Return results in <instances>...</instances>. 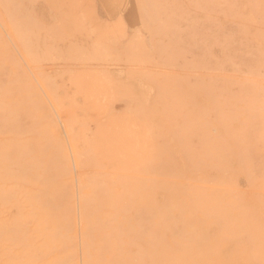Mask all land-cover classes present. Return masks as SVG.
<instances>
[{
	"label": "rangeland",
	"instance_id": "rangeland-1",
	"mask_svg": "<svg viewBox=\"0 0 264 264\" xmlns=\"http://www.w3.org/2000/svg\"><path fill=\"white\" fill-rule=\"evenodd\" d=\"M0 40V264H264V0H0Z\"/></svg>",
	"mask_w": 264,
	"mask_h": 264
},
{
	"label": "bare ground",
	"instance_id": "bare-ground-1",
	"mask_svg": "<svg viewBox=\"0 0 264 264\" xmlns=\"http://www.w3.org/2000/svg\"><path fill=\"white\" fill-rule=\"evenodd\" d=\"M148 1V0H147ZM59 5V4H58ZM164 7V6H163ZM6 10V9H5ZM33 18V17H32ZM15 24V23H14ZM17 24V23H16ZM10 25V24H9ZM36 26V25H35ZM12 27V26H11ZM16 27V26H15ZM39 27V26H38ZM152 29V28H151ZM16 36V35H15ZM1 41V40H0ZM25 52V51H24ZM12 64H13V62H12ZM20 65V64H19ZM207 88V87H206ZM208 89V88H207ZM203 90V89H202ZM208 91H210V90H208ZM203 92V91H202ZM212 92V91H211ZM230 93V92H229ZM142 94V93H141ZM140 95V94H139ZM232 97V96H231ZM229 98V97H228ZM142 99V98H141ZM232 101H233V98H232ZM217 102H219V101H217ZM222 103V102H221ZM237 103V102H236ZM208 105V104H207ZM239 106V105H238ZM240 115V114H239ZM229 116V115H228ZM201 117H204V116H201ZM226 118V117H225ZM230 119V118H229ZM235 119V118H234ZM45 120V119H44ZM227 121V120H226ZM228 122V121H227ZM223 128V127H222ZM215 129V128H214ZM226 129V128H225ZM209 130V129H208ZM228 130V129H227ZM218 133V132H217ZM204 143V142H203ZM203 143H201V144H203ZM208 146V145H207ZM115 149V148H114ZM182 151V150H181ZM209 151V150H208ZM188 152V151H187ZM71 155V154H70ZM223 156V155H222ZM73 160V159H72ZM26 162V161H25ZM199 162V161H198ZM198 162H196V163H198ZM138 164V163H137ZM202 164V163H201ZM223 166V165H222ZM133 167V166H132ZM224 167V166H223ZM222 169V168H221ZM225 169V168H224ZM248 173V172H247ZM227 174V173H226ZM250 175V174H249ZM24 179V178H23ZM226 179V178H225ZM230 178H228V180H229ZM220 184H222V183H220ZM260 185V184H259ZM154 188V187H153ZM127 189V188H126ZM138 190V189H137ZM170 190V189H169ZM168 190V191H169ZM77 191V190H76ZM114 192V191H113ZM163 192V191H162ZM174 192V191H173ZM176 192V191H175ZM154 193H155V191H154ZM166 194H168V193H166ZM179 194V193H178ZM183 195V194H182ZM82 196H83V194H82ZM136 196V195H135ZM175 196V195H174ZM237 196V195H236ZM171 198H172V196H171ZM183 198V197H182ZM192 198V197H191ZM219 198H221V197H219ZM229 198V197H228ZM238 198V197H237ZM178 199V198H177ZM180 200V199H179ZM184 200H185V197H184ZM100 201V200H99ZM181 201V200H180ZM198 201V200H197ZM196 201V202H197ZM182 202V201H181ZM199 202V201H198ZM183 204V203H182ZM188 204H189V202H188ZM216 204V203H215ZM241 204V203H240ZM180 205V204H179ZM195 205V204H194ZM196 206V205H195ZM189 207V206H188ZM200 208V207H199ZM200 209H202V208H200ZM204 210H205V208H203ZM213 209V208H212ZM214 210V209H213ZM212 210V211H213ZM208 211V210H207ZM103 212V211H102ZM106 213V212H105ZM111 213V212H110ZM109 213V214H110ZM160 214V213H159ZM251 214V213H250ZM226 215V214H225ZM246 216V215H245ZM226 217H228V215L226 216ZM243 219V218H242ZM241 219V220H242ZM244 220V219H243ZM189 221V220H188ZM187 221V222H188ZM242 222V221H241ZM244 222H245V220H244ZM189 224V223H188ZM218 224V223H217ZM245 225V224H244ZM243 230V229H242ZM247 232V231H246ZM187 233L188 232H186V235H187ZM86 241V240H85ZM167 241H170V240H167ZM171 243V242H170ZM134 245V244H133ZM167 246H168V244H167ZM172 246V245H171ZM145 247V246H144ZM169 247V246H168ZM84 248V247H83ZM176 249H177V246L175 247ZM59 249V248H58ZM169 250V249H168ZM174 250V249H173ZM225 250V249H224ZM222 257V256H221ZM71 260V259H70ZM176 260V259H175ZM178 261V260H177ZM214 261V260H213ZM216 261V260H215ZM65 262V261H64ZM189 262V261H188ZM222 263V262H221Z\"/></svg>",
	"mask_w": 264,
	"mask_h": 264
}]
</instances>
